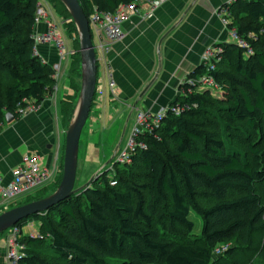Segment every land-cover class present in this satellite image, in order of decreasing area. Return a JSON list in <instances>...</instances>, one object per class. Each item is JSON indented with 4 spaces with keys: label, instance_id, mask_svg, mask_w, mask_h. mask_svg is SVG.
Wrapping results in <instances>:
<instances>
[{
    "label": "trees",
    "instance_id": "trees-1",
    "mask_svg": "<svg viewBox=\"0 0 264 264\" xmlns=\"http://www.w3.org/2000/svg\"><path fill=\"white\" fill-rule=\"evenodd\" d=\"M41 1L0 0V130L7 114L20 118L26 103L39 105L56 90L53 67L34 54ZM77 1L89 20L95 11L114 12L135 0ZM52 3L73 36L74 94L61 101L67 127L80 90L79 44L70 15L58 0ZM223 7L230 12L227 28L251 53L234 42L218 44L214 71L200 64L188 75L194 81L182 85L188 93L173 99L159 126L139 135L128 164L113 159L111 177L99 172L76 194L16 224L39 223L37 237L21 235L17 264H234L264 232V0ZM206 75L213 88L201 87ZM192 213L202 223L199 236L192 235Z\"/></svg>",
    "mask_w": 264,
    "mask_h": 264
},
{
    "label": "crops",
    "instance_id": "crops-1",
    "mask_svg": "<svg viewBox=\"0 0 264 264\" xmlns=\"http://www.w3.org/2000/svg\"><path fill=\"white\" fill-rule=\"evenodd\" d=\"M233 2L168 0L151 16L144 4L124 21L122 39L113 43L106 54L107 65L116 84V96L108 91L106 75L101 74L100 69L98 79L103 93L89 114L88 128L79 141L77 171L80 160L98 159V139L109 122L124 119L125 114L129 119L133 112L139 110L157 113L166 109L179 95L181 84L188 75L200 66L204 49L232 42L229 29L223 25L217 12ZM42 3L46 4L45 0ZM61 24L56 23L64 35L66 31ZM46 31L47 24L41 22L34 26L33 36ZM64 39L67 49L73 50V36L67 38L68 41ZM37 50L44 62L51 66L56 64L58 55L52 44H40ZM68 67L67 61L64 69ZM73 94L68 78L63 79L56 83L55 92L46 97L36 111L4 123L0 130V190L11 182L12 170L28 157L37 158L42 166L55 171L58 177L62 174L67 127L61 101ZM5 204L0 192V214L9 210V205ZM25 228L26 234L23 232ZM38 232L36 220L27 221L21 229L22 236L37 235ZM0 264H9L5 235L0 238Z\"/></svg>",
    "mask_w": 264,
    "mask_h": 264
},
{
    "label": "built area",
    "instance_id": "built-area-1",
    "mask_svg": "<svg viewBox=\"0 0 264 264\" xmlns=\"http://www.w3.org/2000/svg\"><path fill=\"white\" fill-rule=\"evenodd\" d=\"M168 0H135L129 4L119 6L114 12H97L95 11L89 17V28L91 38L94 36L96 41L93 43L94 51L97 59V82L95 88V94L92 102V106L96 104L98 97L103 93V87L101 81L98 79L99 72H103L107 78V87L110 94L116 96V84L112 78L108 63L106 60V54L110 46L118 42L123 37L122 26L124 21L132 14L137 13V8L142 5H147L148 15L151 16L153 12L165 4ZM221 18L222 23L227 27L230 17V12L227 8H219L217 12ZM53 18L50 11L41 4L38 6L35 14V25L41 22L47 24V31L36 36L34 38V54L38 55L37 47L40 44H52L57 52L58 59L55 65H53L54 74L53 79L57 83L63 76V61L72 57L73 50H68L66 47L65 39L60 31V27L56 25V21ZM61 24V23H60ZM230 38L232 42L236 43L240 47H243L251 53L249 45L241 39L234 30H229ZM93 41V40H92ZM221 48L218 46H208L204 49L201 57V65L209 73L214 71L215 64L220 60ZM39 56V55H38ZM184 83L194 84V81L186 79L179 90V95H185L188 92L183 89ZM201 87L213 88L215 86L214 80L211 76H203L200 79ZM91 106V109H92ZM38 108V105L33 103H26V105L20 109L21 116L34 112ZM172 112L175 116L180 115V109L173 107ZM167 113V108L157 113L148 111H137L135 116V124L131 130L126 147L124 150L116 149L113 159L117 163H128L130 161L131 153L141 144L139 143V135L144 132H150L154 127L159 126L160 121ZM112 170L113 167L111 166ZM11 182L0 190L1 198L4 203L15 201L22 196H28L32 192L40 190L48 185H52L57 180V174L48 168L41 165L39 160L35 157H28L25 161L15 167L11 172ZM114 185V182L110 183ZM21 229L17 226L10 228L5 234L6 243V260L9 264H17L21 256H23V246L20 243ZM30 237H37V235L29 234ZM228 245H220L215 248L214 255L220 256Z\"/></svg>",
    "mask_w": 264,
    "mask_h": 264
},
{
    "label": "water",
    "instance_id": "water-1",
    "mask_svg": "<svg viewBox=\"0 0 264 264\" xmlns=\"http://www.w3.org/2000/svg\"><path fill=\"white\" fill-rule=\"evenodd\" d=\"M70 15L79 44L80 90L70 122L65 131L63 168L57 188L49 196L14 207L0 214V235L20 221L35 214L47 211L52 206L68 199L83 187L75 189L78 165L79 141L82 130L89 117L97 82V59L91 38L89 21L77 0H58ZM6 123L14 120L7 114Z\"/></svg>",
    "mask_w": 264,
    "mask_h": 264
},
{
    "label": "rangeland",
    "instance_id": "rangeland-1",
    "mask_svg": "<svg viewBox=\"0 0 264 264\" xmlns=\"http://www.w3.org/2000/svg\"><path fill=\"white\" fill-rule=\"evenodd\" d=\"M45 3L46 4H44V6L50 11L55 21L59 23V25L60 23H63L61 24L62 25L61 27L62 29H65L66 23L64 19L59 15L58 10L52 3V0H45ZM69 30L71 29L68 28L67 32H64L65 34L63 35L67 41H68L67 38L70 39L71 37ZM92 40H93V43L96 41L94 36L92 37ZM67 61L69 62V67L66 68L65 70L64 65L66 66ZM71 65H72L71 57H68L63 61V69L65 71H64V74L60 82H57L58 84L61 83L63 79L68 78L70 74ZM78 95H79V92L76 94V99L78 98L77 97ZM93 107L94 105L92 106V109ZM92 109L90 110L89 114H91ZM127 116L128 115L125 114L124 119L123 118L115 119L112 122H109L107 124L102 137L98 139V142H100V146H99L100 153L98 155L97 160H87L85 162H82V160H80L77 175H76V180H75V186H74L75 189L88 185L90 181L92 180V178L99 172L106 171V175L108 177H111L113 175V171H111L110 169L111 161L113 160V156H114V153L116 152V149L124 150V148L126 147L129 134L135 124L136 112H133V114L129 117V119H127L128 118ZM89 118H90V115H89ZM88 119L85 123V126L80 136L81 141L83 139V136L86 133V129L88 128L87 127ZM128 163H120V164H128ZM129 172L133 174V172H138V170H131ZM57 186L56 184L48 185L40 190L32 192L28 196H22V197L17 198L15 201H10L6 203L7 206L9 205L8 209H12L15 206H17V204L20 205L22 203H25L27 200H32L33 198L47 197L57 188ZM205 202L206 200L203 199L202 201H200V204L202 206H207V203ZM48 217L54 224L58 222L57 215L49 214ZM190 219L195 224V228L192 232V235L199 236L200 231H201V225H202L201 220L198 217H196L193 213L190 215ZM7 231L2 233L0 235V238H2L7 233ZM23 232L26 234L27 228H25ZM224 245H228V243H225ZM213 258L217 259L218 257L214 255ZM231 260L234 262V264H264V232L254 235L252 244L249 245L248 247H245V249H241L237 258H232Z\"/></svg>",
    "mask_w": 264,
    "mask_h": 264
}]
</instances>
